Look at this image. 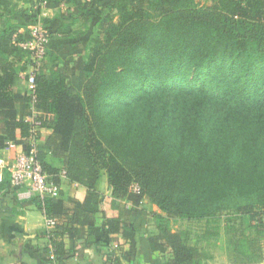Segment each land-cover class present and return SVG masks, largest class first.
Returning a JSON list of instances; mask_svg holds the SVG:
<instances>
[{"label":"trees","instance_id":"16d2710c","mask_svg":"<svg viewBox=\"0 0 264 264\" xmlns=\"http://www.w3.org/2000/svg\"><path fill=\"white\" fill-rule=\"evenodd\" d=\"M43 1L56 8L62 0ZM66 3L67 14L58 17L67 26L101 16L110 29L87 58L81 50L73 66L67 61L64 71L49 73L44 62L37 76V108L46 114L39 149L45 171L60 184L65 170L69 181L97 197L105 171L113 196L129 202L130 213L142 215L143 202L155 207L157 231L150 237L167 253L166 264H201L199 251L164 222L165 213L191 216L192 200L201 195L212 214L264 207V0L207 7L195 0ZM0 19V118L4 135L20 145L30 135L24 120L30 98L17 88L27 65L14 35L36 18L0 0ZM49 31L51 40L65 28ZM55 46L63 60L77 50L51 40L46 59ZM45 150L63 161L62 170L45 161ZM7 183L8 175L0 184ZM35 198L56 222L48 232L55 256L70 258L60 234L76 235L74 224L93 222L95 212L79 202L69 209L60 198ZM57 216L67 218L66 227ZM121 222L108 218L105 232L123 230Z\"/></svg>","mask_w":264,"mask_h":264},{"label":"crops","instance_id":"0c3cea01","mask_svg":"<svg viewBox=\"0 0 264 264\" xmlns=\"http://www.w3.org/2000/svg\"><path fill=\"white\" fill-rule=\"evenodd\" d=\"M51 9L49 18L51 28L60 27L59 14ZM63 23V22H62ZM20 30L27 31L22 27ZM19 90L26 94L24 79L19 78ZM5 122L0 118V133L2 134L1 156L10 162L25 150L27 144L14 145L7 139L3 131ZM47 130L43 128L42 134ZM45 161L58 169H63V161L45 150ZM61 195L65 207L73 209L75 202H79L85 209L95 212L93 222L77 227L76 235L65 234L63 238L66 251L71 254L68 259H57L53 244L48 235L46 224L48 215L40 208L36 196H31L27 186L14 188L7 183L0 184V264H166L167 253L156 248L150 237V232L157 231L151 212L155 207L143 202L138 210L143 213H130V203L116 199L108 182L105 171L97 184L100 197L86 187L72 183L67 178L60 181ZM121 218L124 229L119 232L106 233L104 223L108 218ZM55 219L63 226L67 225V218L57 216ZM121 226V227H122ZM65 227L60 228L64 230ZM253 264H263L262 256ZM227 264V263H225Z\"/></svg>","mask_w":264,"mask_h":264},{"label":"rangeland","instance_id":"374dc122","mask_svg":"<svg viewBox=\"0 0 264 264\" xmlns=\"http://www.w3.org/2000/svg\"><path fill=\"white\" fill-rule=\"evenodd\" d=\"M247 1L256 2L243 0L244 3ZM195 2L199 6L207 7L218 3L219 0ZM10 3L13 7L24 10L28 19L41 17L43 23L52 14L51 9H56V15L67 14L68 11L66 0H62L56 8L42 7L40 0H10ZM106 13L111 20L117 17L114 11ZM104 18L106 17L98 16L91 22L78 21L70 26L61 18L59 24L65 28V32L51 34V40L61 44L72 43L77 50L63 60L58 53L59 48L55 46L45 61L46 72L49 73L53 69L64 71L67 61L73 66L72 60L79 56L81 50H84V57L87 58L92 53L95 40L102 38L110 29V21H104ZM2 21L0 19V26ZM51 25L50 22L46 26L49 29ZM47 117L48 121H51L54 115L48 114ZM188 212L191 216L184 217L178 210L165 213L164 222L171 231L179 233L187 244L199 251L201 264H253L259 261V256H262L261 261L264 264L263 206H258L252 211L230 209L212 214L209 212L206 196L201 195L192 200V208Z\"/></svg>","mask_w":264,"mask_h":264},{"label":"built area","instance_id":"2783aa9c","mask_svg":"<svg viewBox=\"0 0 264 264\" xmlns=\"http://www.w3.org/2000/svg\"><path fill=\"white\" fill-rule=\"evenodd\" d=\"M47 6V2L40 4ZM22 37H21V36ZM50 31L44 25L42 18L37 17L34 22L28 25V30H20L14 35V43L24 54L26 70L20 73L26 84V95L30 98L28 113L24 120L30 125V135L26 140L27 150L18 153L14 159L7 162L2 156V134L0 133V183L9 176L10 185L14 188L27 186L31 196L41 198H59L61 185L54 182L45 171L39 158V149L42 143L41 132L46 114L37 108V76L45 62L48 46L50 44ZM61 177L66 178V171L61 172ZM134 191H139L137 184L132 186ZM53 218H47L46 224L49 228L55 225ZM23 264V263H18Z\"/></svg>","mask_w":264,"mask_h":264}]
</instances>
